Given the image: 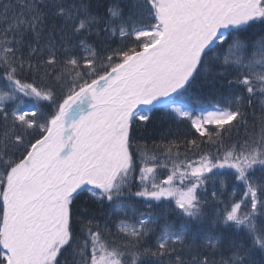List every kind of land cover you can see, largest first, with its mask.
<instances>
[{"label": "snow or ice", "instance_id": "obj_1", "mask_svg": "<svg viewBox=\"0 0 264 264\" xmlns=\"http://www.w3.org/2000/svg\"><path fill=\"white\" fill-rule=\"evenodd\" d=\"M0 264H264V0H0Z\"/></svg>", "mask_w": 264, "mask_h": 264}, {"label": "trees", "instance_id": "obj_2", "mask_svg": "<svg viewBox=\"0 0 264 264\" xmlns=\"http://www.w3.org/2000/svg\"><path fill=\"white\" fill-rule=\"evenodd\" d=\"M211 99H215V97H211ZM207 102V101H205ZM47 110V109H45ZM155 124L162 129L163 131V137L160 133L153 134L151 131H149L146 135H144V139L141 140V144L146 143V150L150 155L155 154L160 159H163V147H155L152 143L153 140H155L157 145H162L164 143H167L172 140L177 141H183L184 139H193L198 138V134L195 132L194 129L191 128L190 124L187 121H182L178 118L173 116H167L164 112H157L155 113ZM209 151H214L215 149L210 145L204 146ZM180 151L184 152V146L182 145L180 148ZM189 156L193 159L197 158L194 156L191 152H189ZM165 172L162 171L160 178H164ZM225 179L229 183L230 187L226 190H224L223 198L225 199H232L233 198V188H235V199H239L242 195L243 188L238 183H234L230 176H226ZM209 190H212V184L209 183L208 185ZM215 187L217 189L220 188L219 182L217 181ZM159 210V209H157ZM123 216H116L113 215L111 218V221L109 223V228L111 229L112 236L106 237V239L111 240L113 238L119 240L122 239V237L116 236V223L118 222V219H123ZM173 218V217H170ZM257 261L261 259L259 255L255 257Z\"/></svg>", "mask_w": 264, "mask_h": 264}]
</instances>
